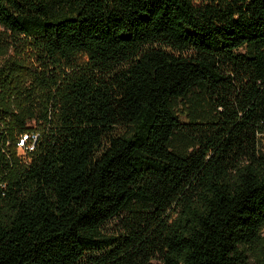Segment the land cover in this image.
Listing matches in <instances>:
<instances>
[{
    "label": "trees",
    "instance_id": "16d2710c",
    "mask_svg": "<svg viewBox=\"0 0 264 264\" xmlns=\"http://www.w3.org/2000/svg\"><path fill=\"white\" fill-rule=\"evenodd\" d=\"M0 26V264H264V0H0Z\"/></svg>",
    "mask_w": 264,
    "mask_h": 264
},
{
    "label": "rangeland",
    "instance_id": "374dc122",
    "mask_svg": "<svg viewBox=\"0 0 264 264\" xmlns=\"http://www.w3.org/2000/svg\"><path fill=\"white\" fill-rule=\"evenodd\" d=\"M4 29L0 26V33L3 32ZM18 50V49H17ZM15 51V50H10L9 52L4 50V51H0V65L4 64L6 62L7 59H13L15 57H17V55L22 56V52L21 51ZM20 153H22V150L19 149Z\"/></svg>",
    "mask_w": 264,
    "mask_h": 264
},
{
    "label": "built area",
    "instance_id": "2783aa9c",
    "mask_svg": "<svg viewBox=\"0 0 264 264\" xmlns=\"http://www.w3.org/2000/svg\"><path fill=\"white\" fill-rule=\"evenodd\" d=\"M21 144H22V142H21Z\"/></svg>",
    "mask_w": 264,
    "mask_h": 264
}]
</instances>
